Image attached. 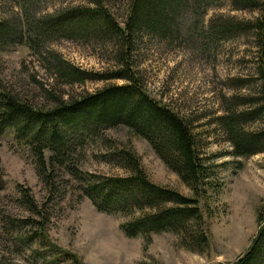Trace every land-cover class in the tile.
<instances>
[{
  "label": "rangeland",
  "instance_id": "rangeland-1",
  "mask_svg": "<svg viewBox=\"0 0 264 264\" xmlns=\"http://www.w3.org/2000/svg\"><path fill=\"white\" fill-rule=\"evenodd\" d=\"M101 1L123 26L129 0ZM90 3L91 0H40L31 11L50 13ZM23 14L25 8L16 1L0 0L1 20L18 24ZM258 14L256 9H236L231 0H222L199 14L189 12L181 20L179 33L168 39L145 38L134 54V66L146 93L172 109L191 128L196 152L209 176L196 191L170 171L144 139L124 126L105 130L104 139L85 145L78 158L83 172L123 177L127 170L105 162L102 155L108 152V143L133 151L152 183L196 198L208 237L204 251L185 249L172 233L152 235L147 245L141 237H124L119 226L128 217L97 212L62 169L55 171L48 184L41 181L31 153L8 130L0 137V264H44L46 251L38 254L44 249L37 241L29 243L37 236V226L23 228L9 223L29 217L37 221L54 245L75 254L83 264H228L243 254L258 229L257 211L264 213V152L247 158L234 157L216 119L225 114L232 95L250 100L259 92L255 39L253 32H241L227 39L212 38L207 30L217 18L247 22ZM45 47L86 71L98 73L117 68L118 50L113 43L55 39ZM45 67L41 57L24 45L0 50L1 86L37 106L49 102L41 96L33 79L53 88L56 96L64 100L110 84H125L116 80L65 86L57 83ZM235 79L243 82L234 87L231 81ZM245 128H264V114ZM23 189L29 191L38 216H32L22 204Z\"/></svg>",
  "mask_w": 264,
  "mask_h": 264
},
{
  "label": "trees",
  "instance_id": "trees-1",
  "mask_svg": "<svg viewBox=\"0 0 264 264\" xmlns=\"http://www.w3.org/2000/svg\"><path fill=\"white\" fill-rule=\"evenodd\" d=\"M14 1L25 8V14L19 16L18 24L0 19V50L17 44L26 46L41 57L50 76L65 86L116 80L125 84H110L93 93L64 100L56 96L53 88L33 79L41 96L49 102L46 106L24 100L0 84V137L8 130L13 131L15 141L31 153L41 181L48 184L55 171L62 169L75 181L80 196L87 198L97 212L128 217L119 226L124 237H141L147 245L152 235L172 233L185 249L204 251L208 237L196 198L152 183L133 151L108 143V152L102 155L105 162L127 170L128 174L123 177L83 172L78 158L85 145L104 139L105 130L124 126L144 139L185 185L194 191L202 185L203 179L209 176L196 152L191 128L172 109L146 93L134 66V54L145 38L168 39L179 33L181 20L189 12L199 14L222 0H129L123 26L101 0L50 13L31 11L33 4L40 0ZM231 2L236 9H256L259 14L247 22L235 21L232 17L217 18L208 24L207 34L227 39L241 32L254 33L260 88L250 100L232 95L225 114L216 122L227 137L232 155L247 158L264 152V128H245L264 114V0ZM55 39L113 43L118 50L117 68L98 73L83 70L60 54L46 50V43ZM231 82L238 87L243 80ZM22 204L32 216H38L27 189H23ZM256 221L258 229L249 247L228 264H264L262 211H257ZM9 223L23 228L37 226V236L29 243L37 241L44 249L38 254L46 251L44 264H83L75 254L54 245L35 219L29 217Z\"/></svg>",
  "mask_w": 264,
  "mask_h": 264
}]
</instances>
